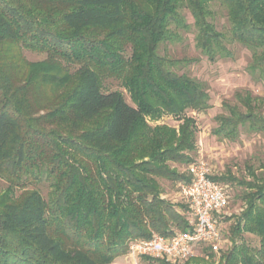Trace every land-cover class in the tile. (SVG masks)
<instances>
[{"label": "trees", "instance_id": "obj_1", "mask_svg": "<svg viewBox=\"0 0 264 264\" xmlns=\"http://www.w3.org/2000/svg\"><path fill=\"white\" fill-rule=\"evenodd\" d=\"M213 3L225 9L229 39L250 54L247 74L264 82V0H0V264H111L131 241L189 228L160 181H189L173 165L192 163L197 127L188 112L209 110L210 97L158 50L176 40L172 26L186 28V9L200 53L229 57ZM22 50L45 57L29 62ZM107 78L130 103L102 91ZM234 99L212 135L264 134V98ZM164 116L178 125H150ZM261 171L239 180L246 208L230 229L256 237L258 248L234 246L225 264H264ZM43 181L47 199L36 189L15 193Z\"/></svg>", "mask_w": 264, "mask_h": 264}, {"label": "rangeland", "instance_id": "obj_2", "mask_svg": "<svg viewBox=\"0 0 264 264\" xmlns=\"http://www.w3.org/2000/svg\"><path fill=\"white\" fill-rule=\"evenodd\" d=\"M213 13L212 23L216 29L227 38L224 42L226 50L230 56L216 58L210 62L203 56L195 45L196 30L193 26V19L186 9L180 12L184 19L186 28H176L172 26V31L176 35V40L171 43L162 44L158 50L161 57L181 61L175 69L178 74H186L199 81L206 88L210 97V109L206 112L192 113L188 116L194 118L196 134V150L189 156L192 163L203 161L207 164L211 178H218L223 181V185L228 187L230 203L224 210L219 221L222 222L223 244L218 253H211L207 249H201L202 254L191 258L184 264H225L224 256L227 255L234 246L245 244L251 248H258V239L254 236L243 234L233 236L231 227L235 225L236 218L243 213L246 208L245 201L240 199L244 188L239 186V180H251V172L255 176L262 174L261 166L264 165V134L247 132L242 129L235 142L221 140L212 135V130L216 127L215 117L221 113H226L222 108L223 103L234 104V94L236 92H250L255 97L264 98V82H256L247 74V66L250 61L249 52L238 43L229 39V24L225 9L213 3L210 6ZM23 57L29 62H36L44 59V55L22 50ZM102 91H118L123 94L127 103H130L127 93L116 79H103ZM166 124L176 127L178 122L171 117L164 116L158 123L150 122V125ZM180 174L186 178L187 166L173 165ZM180 181H160L162 198L175 206L177 212L181 213L185 220L189 219L188 208L182 200L179 184ZM222 184V183H221ZM6 188V183L0 180V192ZM36 189L44 199H47L50 190L47 182L31 183L24 188L16 189L18 195L23 190ZM179 232V231H174ZM122 258H116L111 264H173L165 260L139 259L131 260L127 254Z\"/></svg>", "mask_w": 264, "mask_h": 264}, {"label": "built area", "instance_id": "obj_3", "mask_svg": "<svg viewBox=\"0 0 264 264\" xmlns=\"http://www.w3.org/2000/svg\"><path fill=\"white\" fill-rule=\"evenodd\" d=\"M188 182L179 184L182 200L189 213V228L166 237L153 234L149 239L128 243L127 257L131 260H165L184 264L202 254L205 248L218 253L223 244L220 214L228 208L230 195L226 185L210 178L207 164L197 161L187 166Z\"/></svg>", "mask_w": 264, "mask_h": 264}, {"label": "crops", "instance_id": "obj_4", "mask_svg": "<svg viewBox=\"0 0 264 264\" xmlns=\"http://www.w3.org/2000/svg\"><path fill=\"white\" fill-rule=\"evenodd\" d=\"M120 258H122L124 260V262H125V258L124 257H120Z\"/></svg>", "mask_w": 264, "mask_h": 264}]
</instances>
